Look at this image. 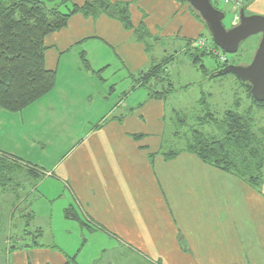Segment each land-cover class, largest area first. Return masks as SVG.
<instances>
[{
	"label": "crops",
	"instance_id": "crops-1",
	"mask_svg": "<svg viewBox=\"0 0 264 264\" xmlns=\"http://www.w3.org/2000/svg\"><path fill=\"white\" fill-rule=\"evenodd\" d=\"M110 1L128 4L145 43L105 16L75 15L44 39L54 89L20 112L0 110V162L11 174L1 192L18 196L23 172L27 199L44 198L52 215L47 244L25 234L9 242L6 264H96L108 250L137 264H264V191L174 149L179 124L166 120V100H149L135 82L186 58L209 37L203 22L181 0ZM243 10L264 16V0ZM69 209L85 225L66 219Z\"/></svg>",
	"mask_w": 264,
	"mask_h": 264
},
{
	"label": "trees",
	"instance_id": "trees-1",
	"mask_svg": "<svg viewBox=\"0 0 264 264\" xmlns=\"http://www.w3.org/2000/svg\"><path fill=\"white\" fill-rule=\"evenodd\" d=\"M192 14L201 21L194 11ZM75 15L93 20L105 16L119 22L123 29L133 30L139 42L145 43L149 38L142 25L133 29L127 3L87 0L77 6L71 0H0V110L20 112L54 89L56 76L44 66V39L64 29L68 20ZM184 56L205 77H215L210 76L202 65V58L212 56L210 53L190 44ZM168 62L167 60L164 64L137 75L135 82L147 90L149 100L165 101L175 93L166 72ZM225 66L227 63L217 64L215 71ZM238 83L247 90L252 104L264 107V103H257L252 99L247 84ZM187 88L185 86L183 89ZM177 123V137H183L186 153L195 156L204 164L236 176L257 190L260 189L264 181V139L253 131L249 117L227 111L221 122L220 138L210 137L196 128L190 129L189 136L185 133L181 135L180 128L183 127L185 119H179L177 115ZM217 123L218 120L209 112L197 119L198 126ZM139 138L134 136V139ZM177 154L178 152L173 151L165 156L173 158ZM5 165L7 164L0 162V184L7 183L0 185L1 190L9 184L11 175L10 171L4 170ZM38 175L37 173L36 176L39 177ZM64 216L85 225L70 209L66 210ZM39 237L38 235L35 238ZM74 261V257L69 258L67 264H75Z\"/></svg>",
	"mask_w": 264,
	"mask_h": 264
},
{
	"label": "rangeland",
	"instance_id": "rangeland-1",
	"mask_svg": "<svg viewBox=\"0 0 264 264\" xmlns=\"http://www.w3.org/2000/svg\"><path fill=\"white\" fill-rule=\"evenodd\" d=\"M215 7L224 14L223 26L226 29L232 28V9L223 4L215 5ZM247 13L248 11H246ZM207 35L209 36L208 33ZM208 38L212 42L210 36ZM258 43L257 36L243 41L236 54H225L227 65H247L251 61ZM217 64L216 58L213 56L202 58V65L209 75L215 72ZM166 72L175 93L165 101V116L166 120L173 118L177 121V117L172 114V111L175 110L178 112L179 119H185L183 127L180 128L181 135L185 133L189 136L190 129L196 128L210 137L220 138L222 136V119L227 111H232L249 117L253 131L264 139V107L252 104L248 98L247 90L238 83L234 76L224 75L209 79L197 71L182 55L166 65ZM185 86L188 88L183 89ZM206 112L212 113L218 120L216 125H197V119ZM168 125L170 128L171 124L168 123ZM183 145L182 137L176 140L173 147L178 149ZM20 175L22 181L17 190L19 191L18 196L23 197L22 202H19L18 196L2 193L0 187V264H6L5 252L9 242L12 244L25 234L27 242L30 243L33 240L39 244H47V238H49L47 232L49 218L52 216L49 211L50 204L44 198L36 202H33L32 198L27 199L33 196L30 191L31 186L25 181L24 173L21 172ZM40 182L38 181L39 184H41ZM260 189L264 191V181ZM55 207L56 204L53 211V223L56 225L55 227H59L61 221L57 220L59 214H55ZM36 231L42 233L40 238H35L38 236ZM120 255L121 253L115 250L101 252L96 264H137L134 258H124Z\"/></svg>",
	"mask_w": 264,
	"mask_h": 264
},
{
	"label": "water",
	"instance_id": "water-1",
	"mask_svg": "<svg viewBox=\"0 0 264 264\" xmlns=\"http://www.w3.org/2000/svg\"><path fill=\"white\" fill-rule=\"evenodd\" d=\"M198 15L213 45L227 55L238 52L239 45L253 36H260L251 61L247 65H227L210 76L232 75L250 87V95L257 103H264V16H246L239 12V24L230 29L223 26L224 14L210 0H181Z\"/></svg>",
	"mask_w": 264,
	"mask_h": 264
},
{
	"label": "built area",
	"instance_id": "built-area-1",
	"mask_svg": "<svg viewBox=\"0 0 264 264\" xmlns=\"http://www.w3.org/2000/svg\"><path fill=\"white\" fill-rule=\"evenodd\" d=\"M248 1L249 0H210L211 4L214 6L223 4L231 7L233 11L232 27L239 24V12L241 9H243ZM191 44L194 48L210 53L213 57L216 58L218 64L223 65L227 63L225 54L214 47L210 39L201 37L194 40Z\"/></svg>",
	"mask_w": 264,
	"mask_h": 264
},
{
	"label": "flooded vegetation",
	"instance_id": "flooded-vegetation-1",
	"mask_svg": "<svg viewBox=\"0 0 264 264\" xmlns=\"http://www.w3.org/2000/svg\"><path fill=\"white\" fill-rule=\"evenodd\" d=\"M257 38L259 39V38H260V36H257Z\"/></svg>",
	"mask_w": 264,
	"mask_h": 264
}]
</instances>
